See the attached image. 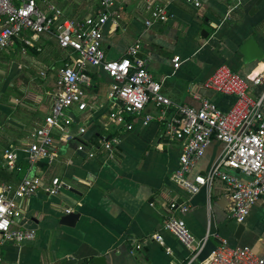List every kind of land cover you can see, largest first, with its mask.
<instances>
[{"label":"crops","instance_id":"1","mask_svg":"<svg viewBox=\"0 0 264 264\" xmlns=\"http://www.w3.org/2000/svg\"><path fill=\"white\" fill-rule=\"evenodd\" d=\"M53 1L72 18L84 17L98 5L97 0ZM200 1V7L167 4L170 19L146 27L144 0H115L118 17L105 23L102 46L107 59L118 60L139 40L140 57L172 102L199 107L207 98L228 111L235 98L207 90L203 83L217 66L226 64L248 83L250 95L263 91L264 84L254 85L252 79L264 67V0ZM249 36L262 51L260 61H243L239 49ZM27 38L32 46L25 52L20 40L0 52V184L16 185L25 176L37 175L44 181L56 176L65 186L57 196L40 189L17 199L22 209L18 226L35 230L36 237L0 243V264H84L99 255L105 256V264H206L223 242L264 253V204L255 203L238 222L231 216L232 202L221 181L195 194L178 186L172 175L180 142L168 139L157 121L143 125L141 116L128 119L129 129L110 121L108 91L114 81L101 67L88 65L84 71L86 108L69 109L71 137L64 141L55 130L52 159L29 163L30 135L44 123L67 52L51 37L29 33ZM174 56L180 57L177 68ZM145 112L155 113L156 108L149 103ZM110 139L111 152L101 146V141ZM7 148L17 155L13 170L5 163ZM222 149L221 142L212 140L189 177L205 174ZM89 151L95 155L89 157ZM238 176L247 180L241 173ZM173 201L186 202L189 210L173 212L169 208ZM67 209L78 213L72 225L61 221ZM172 214L181 216L192 235L203 240L196 257L163 230ZM154 233L162 236L163 244L149 240ZM135 242L140 249L134 248Z\"/></svg>","mask_w":264,"mask_h":264},{"label":"built area","instance_id":"2","mask_svg":"<svg viewBox=\"0 0 264 264\" xmlns=\"http://www.w3.org/2000/svg\"><path fill=\"white\" fill-rule=\"evenodd\" d=\"M97 1V7L90 14L72 18L53 0H0V51L8 49L14 40H20V49L25 52L27 46H32L27 38V34L31 33L55 39L57 45L67 52V59L57 73L55 91L44 123L30 135L31 141L26 148L28 162L34 164L41 159H52L55 130L60 131L64 141L71 137L69 126L72 117L68 111L72 107L78 110L86 108L82 83H86L88 78L84 71L88 65L98 66L114 81L108 91V119L128 129L132 126L128 119L137 116L142 117L143 125L151 121L161 123L164 135L181 144L172 180L189 194L197 193L201 187L209 191L215 181H221L232 202V218L244 221L255 203L260 201L264 204V89L257 96L250 95L248 83L239 73L221 64L203 86L207 90L233 96L235 101L228 111H222L207 98L200 100L199 107L172 102L140 57L139 40L127 48L123 58H106L102 46L103 27L109 19L116 20L119 10L114 7L115 0ZM175 2L201 6L200 0H144V9L148 13L145 26L168 21L170 13L167 4ZM172 61L174 68L181 62L179 56H174ZM252 83L264 84V67L253 77ZM149 103L156 108L155 113L145 112ZM212 140L223 144L221 154L205 174H195L190 178L195 162ZM112 142L113 139L101 141V146L111 152ZM82 148V145L78 146V149ZM94 155L89 151V157ZM4 156L7 168L15 169L16 153L7 148ZM238 173L247 180L240 179ZM64 186V182L56 176L44 181L37 175L25 176L16 185L1 183L0 243H23L36 237L35 230L18 226L22 209L17 199L27 198L40 189L48 195L57 196ZM169 208L180 214L189 210L184 201L170 202ZM70 211L67 209L66 213ZM163 230L192 251L194 257L203 247V240L192 235L181 216L170 215L163 223ZM149 240L163 244L158 233L150 235ZM261 243L264 249V240ZM140 247L135 242L134 248L138 250ZM167 253H170L169 249ZM206 262L264 264V253H255L248 246L230 247L223 242L211 252Z\"/></svg>","mask_w":264,"mask_h":264},{"label":"water","instance_id":"3","mask_svg":"<svg viewBox=\"0 0 264 264\" xmlns=\"http://www.w3.org/2000/svg\"><path fill=\"white\" fill-rule=\"evenodd\" d=\"M259 2V0L257 1ZM256 2V4H258ZM240 52L243 55V61L245 63L247 62H252L254 60L260 61L263 58V54L261 49L259 48L254 36H249L247 37L243 43L240 46ZM78 218V213L76 212H69L66 215L63 216L62 222L72 225L76 219ZM242 224H238V231L241 229ZM106 259L105 256L99 255V256H94L88 261H86L84 264H105Z\"/></svg>","mask_w":264,"mask_h":264},{"label":"rangeland","instance_id":"4","mask_svg":"<svg viewBox=\"0 0 264 264\" xmlns=\"http://www.w3.org/2000/svg\"><path fill=\"white\" fill-rule=\"evenodd\" d=\"M1 52V51H0ZM15 59H19V57L17 56Z\"/></svg>","mask_w":264,"mask_h":264}]
</instances>
